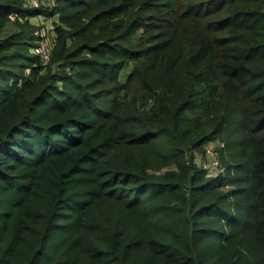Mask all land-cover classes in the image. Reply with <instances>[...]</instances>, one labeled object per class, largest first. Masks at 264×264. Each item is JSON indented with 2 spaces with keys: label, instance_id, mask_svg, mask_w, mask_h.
<instances>
[{
  "label": "trees",
  "instance_id": "16d2710c",
  "mask_svg": "<svg viewBox=\"0 0 264 264\" xmlns=\"http://www.w3.org/2000/svg\"><path fill=\"white\" fill-rule=\"evenodd\" d=\"M26 1L0 0V264H264V0Z\"/></svg>",
  "mask_w": 264,
  "mask_h": 264
},
{
  "label": "rangeland",
  "instance_id": "374dc122",
  "mask_svg": "<svg viewBox=\"0 0 264 264\" xmlns=\"http://www.w3.org/2000/svg\"><path fill=\"white\" fill-rule=\"evenodd\" d=\"M28 2V3H27ZM41 3L43 4V6H47V4L51 5V1H47V0H41ZM27 5H32L31 4V0L26 1ZM31 22L37 26H40L41 28H45L47 31H49V26L52 27L53 22H55V19H47L46 17H38L35 18L33 20H31ZM52 34V33H51ZM130 70V67H128L126 69V73ZM125 75H122V77H124ZM223 146L221 143H214V144H210V146H207V153L206 156L207 158L205 160H200V156L198 155L197 159H196V164L200 167L206 168L208 174L210 175H214L216 174V172L213 170L215 169L214 167V163H211L212 158L216 159L219 162V150L218 147Z\"/></svg>",
  "mask_w": 264,
  "mask_h": 264
},
{
  "label": "built area",
  "instance_id": "2783aa9c",
  "mask_svg": "<svg viewBox=\"0 0 264 264\" xmlns=\"http://www.w3.org/2000/svg\"><path fill=\"white\" fill-rule=\"evenodd\" d=\"M36 4V3H35ZM38 38V45L34 49V53L41 57V59L46 62L49 58V54L51 51L52 44L49 43L48 37H49V31H47L45 28H41L39 33L36 34ZM211 163H214L215 169H213L215 172H218V165L219 162L212 158Z\"/></svg>",
  "mask_w": 264,
  "mask_h": 264
},
{
  "label": "crops",
  "instance_id": "0c3cea01",
  "mask_svg": "<svg viewBox=\"0 0 264 264\" xmlns=\"http://www.w3.org/2000/svg\"><path fill=\"white\" fill-rule=\"evenodd\" d=\"M52 33V34H51ZM53 25H52V27L51 26H49V37H48V41H49V43H52L53 42ZM212 145V144H211ZM210 146V145H209Z\"/></svg>",
  "mask_w": 264,
  "mask_h": 264
}]
</instances>
